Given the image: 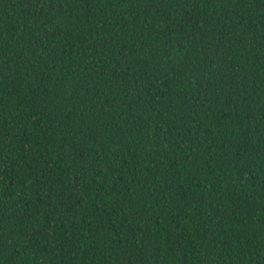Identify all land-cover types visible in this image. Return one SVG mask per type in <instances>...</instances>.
<instances>
[{"label":"trees","instance_id":"1","mask_svg":"<svg viewBox=\"0 0 264 264\" xmlns=\"http://www.w3.org/2000/svg\"><path fill=\"white\" fill-rule=\"evenodd\" d=\"M0 264H264V0H0Z\"/></svg>","mask_w":264,"mask_h":264}]
</instances>
